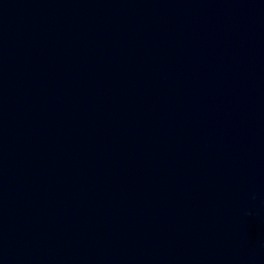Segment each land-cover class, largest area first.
<instances>
[{"label": "water", "instance_id": "obj_1", "mask_svg": "<svg viewBox=\"0 0 264 264\" xmlns=\"http://www.w3.org/2000/svg\"><path fill=\"white\" fill-rule=\"evenodd\" d=\"M0 264H264V0H0Z\"/></svg>", "mask_w": 264, "mask_h": 264}]
</instances>
